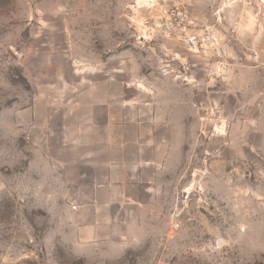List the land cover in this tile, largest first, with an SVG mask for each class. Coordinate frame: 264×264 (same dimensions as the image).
<instances>
[{
  "label": "rangeland",
  "instance_id": "obj_1",
  "mask_svg": "<svg viewBox=\"0 0 264 264\" xmlns=\"http://www.w3.org/2000/svg\"><path fill=\"white\" fill-rule=\"evenodd\" d=\"M260 20L264 0H0V264H264V74L235 77L256 91L251 122L188 128L185 154L129 210H81L91 168L63 144L121 56L123 79L157 83L191 82L180 60L201 56L213 111L236 110L225 77L261 56Z\"/></svg>",
  "mask_w": 264,
  "mask_h": 264
},
{
  "label": "crops",
  "instance_id": "obj_2",
  "mask_svg": "<svg viewBox=\"0 0 264 264\" xmlns=\"http://www.w3.org/2000/svg\"><path fill=\"white\" fill-rule=\"evenodd\" d=\"M260 21L255 41L261 56L258 60L233 64L225 77L230 88L222 90L221 99H226L227 107L228 100L233 98L238 108L226 110L224 106L218 115L219 110L213 109L218 105L220 91L209 83L210 73L201 56L180 60L186 66L189 83L167 73L162 83L149 82L133 69L130 78L123 79L128 61L120 57L114 75L105 73L102 83L106 87L93 88L86 95L90 100L88 121L76 130L73 139L67 136L63 142L73 146L76 163L91 168L79 174L93 178L89 200L78 204L81 210L90 209L102 217V211L114 210L115 204L121 210H129L132 204H145L142 196L148 198L155 193V179L165 176L171 156L185 154L188 128L194 129L196 137L204 126L234 129L251 122L243 107L253 104L251 98L256 91L247 83L238 86L235 77L242 72L264 74V21ZM201 72L206 76L204 79ZM260 78L264 82V76ZM110 82H114V89L107 88ZM202 92L204 99L199 98ZM257 92L260 97L261 90Z\"/></svg>",
  "mask_w": 264,
  "mask_h": 264
}]
</instances>
